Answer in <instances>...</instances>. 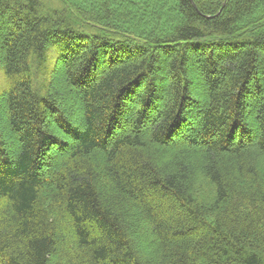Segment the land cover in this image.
Wrapping results in <instances>:
<instances>
[{"label":"trees","instance_id":"16d2710c","mask_svg":"<svg viewBox=\"0 0 264 264\" xmlns=\"http://www.w3.org/2000/svg\"><path fill=\"white\" fill-rule=\"evenodd\" d=\"M0 264H264V0H0Z\"/></svg>","mask_w":264,"mask_h":264}]
</instances>
